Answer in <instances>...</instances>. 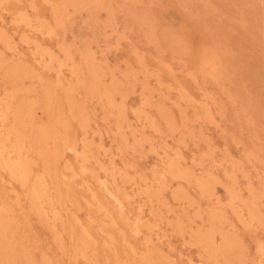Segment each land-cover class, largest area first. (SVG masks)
<instances>
[{
  "label": "rangeland",
  "instance_id": "obj_1",
  "mask_svg": "<svg viewBox=\"0 0 264 264\" xmlns=\"http://www.w3.org/2000/svg\"><path fill=\"white\" fill-rule=\"evenodd\" d=\"M0 157V264H264V0H0Z\"/></svg>",
  "mask_w": 264,
  "mask_h": 264
},
{
  "label": "bare ground",
  "instance_id": "obj_2",
  "mask_svg": "<svg viewBox=\"0 0 264 264\" xmlns=\"http://www.w3.org/2000/svg\"><path fill=\"white\" fill-rule=\"evenodd\" d=\"M60 24V23H59ZM75 74V73H74ZM111 97V96H110ZM46 112V111H45ZM17 143V142H16ZM3 146V145H2ZM18 146V145H16ZM14 147V146H13ZM12 148V147H11ZM22 148V147H21ZM21 148H19V150H21ZM15 151H7V156L4 158V160L2 161V164L4 165L3 167H5L6 169H8V171L10 172L11 176L13 178L16 179V181L18 180L19 182L22 183H26L27 181V177L28 174L30 173V168L28 167L29 165H26L24 163H21L22 161L19 160L18 161H14L13 160V156H11V153H14ZM17 156V155H16ZM1 158V157H0ZM26 161V160H25ZM2 168V167H1ZM8 172V173H9ZM39 172V171H38ZM32 184V183H31ZM206 189V188H205ZM30 201L37 209H40V205L42 203V199H44L45 197H47V188H46V182L44 180V177L42 175V173H38L37 174V180H35L31 186V190H30ZM110 194V193H109ZM114 202L118 203L119 208L121 207L120 202L118 201L117 198L113 197ZM47 201V200H46ZM36 209V211H37ZM40 211V210H39ZM37 213V212H36ZM47 221V220H46ZM4 226V225H3ZM6 226V225H5ZM4 226V227H5ZM3 231V230H2ZM1 235V234H0ZM4 236V234H3ZM200 237H202V235H200ZM5 238V236L3 237ZM2 238V239H3ZM59 238V237H58ZM1 239V240H2ZM0 240V241H1ZM2 241H5V239H3ZM1 241V242H2ZM0 242V243H1ZM228 243V242H227ZM9 245V244H8ZM10 259V258H9Z\"/></svg>",
  "mask_w": 264,
  "mask_h": 264
}]
</instances>
